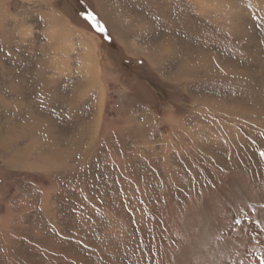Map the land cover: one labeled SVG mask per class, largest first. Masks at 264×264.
<instances>
[{"label":"rangeland","instance_id":"rangeland-1","mask_svg":"<svg viewBox=\"0 0 264 264\" xmlns=\"http://www.w3.org/2000/svg\"><path fill=\"white\" fill-rule=\"evenodd\" d=\"M74 1L0 0V264H264V0Z\"/></svg>","mask_w":264,"mask_h":264},{"label":"trees","instance_id":"trees-1","mask_svg":"<svg viewBox=\"0 0 264 264\" xmlns=\"http://www.w3.org/2000/svg\"><path fill=\"white\" fill-rule=\"evenodd\" d=\"M75 2H78V5L79 6H77L76 8L75 7H73L72 8V11L74 12V14L80 19V18H84L85 19V22H87L88 24H90V25H92V23L91 22H89L87 19H86V16L87 15H85L86 13H87V10H85L83 7H84V5H83V3H82V1L81 0H75L74 1V3ZM73 3V4H74ZM82 5H83V7H82ZM110 41V40H109ZM112 46L113 47H116L115 45H114V43H112Z\"/></svg>","mask_w":264,"mask_h":264},{"label":"snow or ice","instance_id":"snow-or-ice-1","mask_svg":"<svg viewBox=\"0 0 264 264\" xmlns=\"http://www.w3.org/2000/svg\"><path fill=\"white\" fill-rule=\"evenodd\" d=\"M86 19H87L89 22H91V23L93 24V26H94L98 31H100V32H102V33L105 31V28L103 27V25H101V24L99 23V21L97 20V18L95 17L94 14H92V13L87 14ZM262 155H264V154H262ZM237 222H238V221H237Z\"/></svg>","mask_w":264,"mask_h":264}]
</instances>
